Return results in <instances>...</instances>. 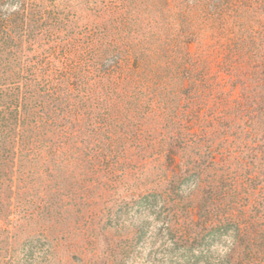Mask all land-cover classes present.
<instances>
[{
  "label": "trees",
  "instance_id": "1",
  "mask_svg": "<svg viewBox=\"0 0 264 264\" xmlns=\"http://www.w3.org/2000/svg\"><path fill=\"white\" fill-rule=\"evenodd\" d=\"M0 264H264V0H0Z\"/></svg>",
  "mask_w": 264,
  "mask_h": 264
}]
</instances>
